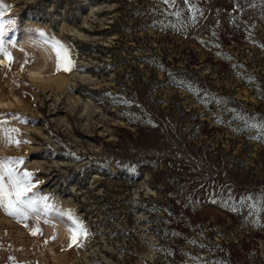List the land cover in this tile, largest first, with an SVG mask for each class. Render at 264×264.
Listing matches in <instances>:
<instances>
[{
    "label": "rangeland",
    "instance_id": "obj_1",
    "mask_svg": "<svg viewBox=\"0 0 264 264\" xmlns=\"http://www.w3.org/2000/svg\"><path fill=\"white\" fill-rule=\"evenodd\" d=\"M190 2L2 0L0 157L89 234L0 207V264H264V3Z\"/></svg>",
    "mask_w": 264,
    "mask_h": 264
},
{
    "label": "snow or ice",
    "instance_id": "obj_2",
    "mask_svg": "<svg viewBox=\"0 0 264 264\" xmlns=\"http://www.w3.org/2000/svg\"><path fill=\"white\" fill-rule=\"evenodd\" d=\"M160 2L162 5L167 6L164 8L165 12H168L169 7L176 5V0H160ZM184 3L192 12H196L197 9L191 4L190 0H184ZM262 3H264V0H262ZM7 7H10V5H3L2 0H0V53L9 57L10 53L5 46V41L12 43L15 40V36L11 35V32L16 25L13 18L5 19L4 10ZM234 7L243 13L244 7L240 4V0H234ZM153 10L155 11V9ZM171 14L180 17L181 11L177 8ZM192 22L195 23V16L192 17ZM37 31L40 33L44 43L52 45L53 50L57 54L58 67L62 58L66 62V66L71 64V60L68 59L67 49L60 41L56 40L55 37L49 39L45 36L43 30L37 29ZM3 63L4 61L0 60V64ZM3 115L5 114L0 113V116ZM255 126L264 132V122H260ZM0 130L8 138L9 143L13 142L11 133L18 131L17 129H4L2 121H0ZM16 142L19 143V141ZM22 162V157H0V207H3L8 214L20 220H27L29 216L39 220L42 215L47 216L51 213H56L61 217L67 216L68 219L65 223L68 227L71 241L77 243L78 238L86 237L89 233L85 222L73 214L74 210L65 211L57 208L49 201L47 194H41L39 189H35L34 185L39 183V181L32 179V173L28 169L21 170L19 168ZM253 207H256V205L253 204ZM32 231L38 232L39 228H34Z\"/></svg>",
    "mask_w": 264,
    "mask_h": 264
},
{
    "label": "bare ground",
    "instance_id": "obj_3",
    "mask_svg": "<svg viewBox=\"0 0 264 264\" xmlns=\"http://www.w3.org/2000/svg\"><path fill=\"white\" fill-rule=\"evenodd\" d=\"M49 50V49H48ZM49 52V53H48ZM44 51V54L42 55L41 61L37 67H35L34 71L38 74H42L47 67L50 69L53 67V54L49 51ZM47 69V70H50ZM42 76V75H41ZM67 82V79L64 75L60 76L57 81V87L62 86Z\"/></svg>",
    "mask_w": 264,
    "mask_h": 264
}]
</instances>
